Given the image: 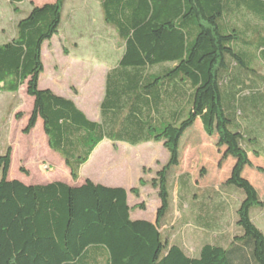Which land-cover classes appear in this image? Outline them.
Returning <instances> with one entry per match:
<instances>
[{
    "label": "trees",
    "instance_id": "1",
    "mask_svg": "<svg viewBox=\"0 0 264 264\" xmlns=\"http://www.w3.org/2000/svg\"><path fill=\"white\" fill-rule=\"evenodd\" d=\"M65 1L42 7L30 3L13 40L0 43V93L15 95L17 108L19 91L27 87L34 106L24 134L41 119L50 150L76 183L105 141L134 147L162 143L169 161L150 183L161 206L155 223L133 220L128 191L122 188L91 180L80 187L10 182L9 147L0 157V264H264V232L253 216L264 210V200L243 175L262 142L245 123L264 119V77L254 69L258 55L264 60V0H97L123 50L107 76L100 123L88 120L72 101L40 89L43 48L61 33ZM198 120L224 149L220 166L234 161L222 188L224 200L214 203H220L223 225L235 215L239 229L228 240L205 243L193 256L177 233L188 222L208 230L207 203L200 197V210L191 207L179 225L165 226L173 221L167 216L174 189L172 184L171 196L169 177L180 166L182 140ZM141 185H147L143 179ZM231 186L243 195L236 197ZM131 193L140 196L139 190Z\"/></svg>",
    "mask_w": 264,
    "mask_h": 264
},
{
    "label": "rangeland",
    "instance_id": "2",
    "mask_svg": "<svg viewBox=\"0 0 264 264\" xmlns=\"http://www.w3.org/2000/svg\"><path fill=\"white\" fill-rule=\"evenodd\" d=\"M32 4H46L56 3L58 0H29ZM71 0H67L68 6ZM71 4L72 12L67 16V20L64 19L63 27L58 36L48 47L45 48V62L47 66V75L53 76L55 81L54 69H60L58 75L61 78V86L59 90L68 98L74 100L84 113L89 117L96 119L98 117V105L103 93L104 77L107 69L104 65L100 64L97 59H91L89 55V43L93 40L98 46L97 49H103L105 52L101 55L105 58L106 55H113L116 49V43L113 38H108L109 35L113 36L112 29L105 26L102 21V16L99 7L91 0H73ZM26 7V6H25ZM70 10V9H69ZM107 29L105 36L102 37V31ZM95 35L94 38L91 36ZM118 47V46H117ZM96 48V47H95ZM88 53V55H87ZM98 53H102V50ZM100 58L99 60H102ZM46 81H44V84ZM23 100V106L17 113L25 115L32 109L31 103L27 99H32L27 95L25 91L20 94ZM27 97V99H26ZM13 94L0 93V118L7 117V121L0 127V157L5 155L9 147H13L14 161L10 172L11 178H20L26 176L21 172V169L27 171V176L32 178H47L59 173L60 177H64L61 172H57L56 167L49 162V152L46 141L43 136L42 125L40 124L36 131L34 130L29 134H24V130L27 127V123L24 121L15 120L13 105ZM12 111V114L10 113ZM11 114V115H10ZM11 120V121H10ZM202 125V124H201ZM195 133L197 137L199 133H204L203 128L195 127ZM111 144L109 141L103 142L99 146V155L103 153L106 157L107 151L111 150ZM152 149H140L136 150L129 147L131 150H126V146L119 149V152H114L111 157L102 162V158L95 156V160L86 164L81 172V180L85 181L90 176L96 178L102 182H110L113 184L121 183L124 179H129L130 182H125L126 186L131 185L132 189L127 190L130 195V206L132 207L131 218L133 220H145L150 221L157 218L158 202L160 201L158 194H155L154 189L150 186L153 179L156 178V172L160 170L167 163L168 152L163 150L161 146L151 147ZM132 150H136L134 153ZM209 152H199L202 157V162L205 164V171L208 172L207 182H212L209 185H213L216 182H224L228 176L229 166L218 168L215 164V153L211 147ZM56 156V154H54ZM58 156V155H57ZM181 156V154H180ZM59 157V156H58ZM49 159V160H48ZM27 165V168L25 167ZM200 160L198 158L186 159L184 167L186 172L195 173L197 176L203 174L198 167ZM198 167V168H197ZM126 175V176H125ZM141 175V180L147 184L141 185V180L138 176ZM171 181H169L170 194L172 196L171 186L173 184V172L170 174ZM258 187L264 192V183L262 180H255ZM206 184V183H205ZM203 184V186H205ZM235 193H241L242 190L235 186H231ZM132 190H139L140 196H135L131 193ZM225 189H223L224 192ZM182 187L180 188V195L184 194ZM201 199L204 203H207L206 193L200 191ZM264 196V194H262ZM237 197V194H235ZM173 197V196H172ZM264 200V199H263ZM171 201V198H170ZM215 202H218L215 199ZM145 205V209H141V205ZM174 206V204H173ZM259 209V208H255ZM261 210V211H260ZM172 208L168 211V218L172 215ZM254 220L257 226L264 232V210L259 209L253 212ZM258 216V217H257ZM228 225H225L224 232L233 236L237 231L234 224L236 216L230 215L229 219H232ZM192 222L197 225H202V221L198 218L190 217ZM211 221V219H209ZM228 221V220H227ZM171 225V221H168ZM180 228V227H179Z\"/></svg>",
    "mask_w": 264,
    "mask_h": 264
},
{
    "label": "crops",
    "instance_id": "3",
    "mask_svg": "<svg viewBox=\"0 0 264 264\" xmlns=\"http://www.w3.org/2000/svg\"><path fill=\"white\" fill-rule=\"evenodd\" d=\"M92 2H94L100 9L99 6V2L97 0H91ZM31 2L29 0H27L26 4H20V5H13L11 4L9 1L7 0H0V43H6L9 42L11 40H13L14 36H15V29H16V25L19 22V20L22 18V16L24 14H27L30 9H31ZM69 3H74L73 0L69 1ZM46 4H54V3H46ZM46 4H39V5H35L38 7H42ZM71 4L70 6H68V2L67 0L65 1V5L63 8V13H64V17L67 20L68 18V14L72 12V8H71ZM26 6V7H25ZM70 9V10H69ZM102 16V14H101ZM103 21V18H102ZM104 22V21H103ZM105 24V23H104ZM105 26H107L105 24ZM108 28H110L109 26H107ZM111 29V28H110ZM107 29H104L102 31V37L101 38H107L105 36ZM113 36L109 35L108 38H113V40L116 43V49H115V53L113 55H106L105 58H102L101 55L104 54L105 52L103 51V49H97V47L99 48L100 46H98L93 40H91L89 43H87V45L89 44V55L87 53L88 56L91 57V59H97V61H99L100 64L104 65L107 69V72L105 74L104 77V84H103V93L101 95V99L98 105V117L96 119H93L91 117H89L88 114L84 113L82 110L79 109V107L77 106L76 102L70 98H68L67 96H65L63 93H61L59 90V86H61V78L59 77L58 73L60 71V69H54V74L56 76L55 81H53V76H46L47 75V66H46V62H45V48L48 47L55 39H57L58 36L54 37L53 40L49 43H47L44 48H43V62H44V67L45 70L43 72V74L41 75L40 78V89L41 90H50L52 91L55 95L64 98L66 100H70L72 101L76 107L85 114V116L88 118V120L92 121V122H96V123H100L101 122V105L102 102L105 98V93H106V81H107V76L108 74L112 71V69H114L120 58L122 55V47L119 44L118 38H117V34L116 32L112 29ZM60 37V36H59ZM95 35L91 36V38H94ZM118 46V47H117ZM96 47V48H95ZM100 50H102V53H98V51L100 52ZM100 58H102V60H99ZM254 69L256 71H258L263 77H264V60L260 59V56L258 55L255 63H254ZM44 81H46V83L44 84ZM262 90L264 91V86L262 88ZM22 91H25L27 93V87L23 86V88H21V90L19 91V98L18 101L20 102L19 106L14 110V115H16V117H14V119L17 121V113L19 112V110L22 108L23 106V100L20 97V94ZM13 102L16 101V97L15 95ZM27 99V97H26ZM31 105H32V109L29 113H26L25 115H22V117L20 118L19 121L22 122H26L28 124L29 118L32 114L33 111V106H34V99L32 98L27 99ZM18 102V103H19ZM20 114V113H19ZM153 115H155V112H153ZM262 117V116H260ZM5 120H7V117H3L0 118V122L4 123ZM11 121V120H10ZM259 123L262 124V126L259 127ZM42 125V129H43V136H44V140L47 143L48 146V152H49V162L51 163V165L55 166L56 169L58 170L57 172H61V174L64 177H60L59 173L51 176V177H47V178H32L31 176H23L20 178H11L10 177V173L8 176V181L12 182V181H18L21 182L22 184L26 185V186H47L49 184L52 183H64L66 185H69L71 187H80L82 186L86 180H91L92 182H94L97 185H102L105 187H109V188H122L125 190H129L132 189L131 185H125L122 183L125 182H130V180L124 179L121 181V183L118 184H113V183H108V182H102L97 180L96 178L90 176L89 178H87L85 181H82L81 178L80 180L76 183L73 181L71 174H70V170L67 168V166L65 165V162L57 156L56 153L52 152L49 148L48 145V138L45 135L44 132V125H43V121L41 119L38 120L37 126L34 129V132L36 131L37 127L39 125ZM2 125L0 124V127ZM202 127L201 122L198 120L195 124V126L193 127V129L191 131H189L186 135L185 138L182 140L181 143V148H180V166L177 167L174 171H173V197H172V215H173V221L171 222V227L175 226V225H179L181 223V221L184 220V217H187L191 212V207L197 206V210H200V205L202 204L200 197H201V193L200 191L206 193L207 197V207L206 210L203 213V216L208 218V219H212V222H209L208 224V230L207 229H202L200 227H195L193 226L190 222H188L187 224H184L181 228V232L177 233V236L179 237V235L182 236V244L184 246V248L186 249V251L193 255L196 256L202 246L207 243V242H211V243H219L220 241H223L222 239H226L228 240L230 234L225 233L224 228L225 225L229 224V220L228 222L226 221V223L223 225L222 221L220 220L221 217H223V211L221 210V206L219 205L224 199L222 198V188L227 186V182L230 179V175L232 172V169L234 167V161L232 159H227L226 161L223 162L222 167H227L229 166V173L228 176L226 177L224 182H216L213 185H209L212 182H207V176L209 175L207 171H205V164L202 162V157H200L201 155H199V152H205L206 151H210L209 148L211 147L212 151H214V155H215V164L218 168H220L219 163L222 160L223 157V151L224 149H219L217 147V138L216 137H205L204 135H201V133H199V136L197 137L196 133H195V127ZM245 127H247L248 129H250V131H252L254 134H257L259 137V141L260 143V152L259 156H256L255 154H250V160L252 162V167H247L244 171V177L251 182V184L257 189L259 195L261 196L262 199H264V196L262 194H264V192H262L260 190V188L258 187L257 183L255 180H262V182L264 183V172H259L258 169H262L264 170V119H249L248 122L245 123ZM203 128V127H202ZM205 133V132H204ZM111 144V150L107 151V155L106 157L103 156V153H101V155H99V147L95 150V152L93 153V155L91 156L90 160L88 163H90L91 161L93 162L95 160V156H99L100 158H102V162L106 163V161L111 157V154H113L114 152H119L120 148H123L124 146H126V150H130L129 147L134 148L136 150H140V149H152L151 147H155V146H161L163 150H165V147L162 143L157 144V143H148V144H143L137 147L131 146L127 143H112ZM13 149V147H12ZM136 150H132L134 153L136 152ZM131 151V150H130ZM168 152V151H167ZM56 154V156L54 155ZM189 157V159H193V158H198V160H200V165L198 166L201 169V172L203 174H199L198 176L195 173L192 172H186L185 167H184V163L186 162V159ZM14 161V150L12 152V163ZM169 161V153H168V157H167V162ZM87 163V164H88ZM25 167L27 168V165H25ZM197 167V168H198ZM12 168V165H11ZM83 169V168H82ZM28 171V168H27ZM11 172V171H10ZM82 172V170H81ZM126 176V175H125ZM171 177V176H170ZM169 177V181H171V178ZM138 179L141 180V175L138 176ZM206 183V184H205ZM203 184H205V186H203ZM180 187H183L185 189V191H187V194H183L182 196L179 195V190ZM155 194H157V191L154 190ZM217 198L219 199V204L214 203V199ZM180 202L182 205H180ZM128 203L130 206V195L128 193ZM158 209L161 206V202H158ZM174 204V206H173ZM211 206V208H210ZM228 206V205H227ZM131 207V206H130ZM132 208V207H131ZM198 213H200V211H198ZM227 216V214H226ZM225 216V217H226ZM157 219V218H156ZM156 219L154 220H150L149 222L155 223ZM145 221V220H143ZM169 223V222H168ZM166 224L165 229L168 230L169 229V224ZM212 223V224H210ZM235 233V232H234Z\"/></svg>",
    "mask_w": 264,
    "mask_h": 264
}]
</instances>
